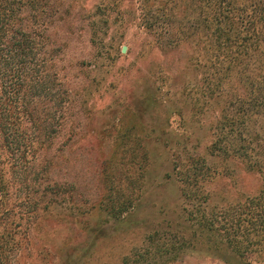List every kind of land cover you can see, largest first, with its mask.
<instances>
[{
	"label": "rangeland",
	"instance_id": "rangeland-1",
	"mask_svg": "<svg viewBox=\"0 0 264 264\" xmlns=\"http://www.w3.org/2000/svg\"><path fill=\"white\" fill-rule=\"evenodd\" d=\"M52 2V13L43 25L44 48L67 100L52 120L53 134L38 139L36 151L26 153L23 180L24 175L10 167L17 150H6L0 138L4 181L10 179L8 173L12 176L8 204L29 237L15 264H52L68 255L77 257L75 264H123L125 255L131 258L144 250L145 237L154 230L161 231L159 240L176 237L173 228L165 227L176 226L184 217L173 171L176 158L205 159L208 169L201 161L194 169L209 174L204 189L212 203L234 202L257 192L259 174L233 147L209 153L214 126H221L218 109L197 110L189 104L206 79L184 49H159L142 24L146 0ZM120 139L124 150L116 148ZM145 148L149 164L140 169ZM33 153H39V161H34ZM111 172L110 182L104 183ZM130 178L135 182L128 188L133 196L141 191L140 197L126 214L109 218L99 203L104 185L124 188ZM36 179L73 184V201L81 213L61 203L48 209L41 206L44 211L39 210L34 223L27 219L31 211L27 196L35 192ZM168 264L225 263L189 253Z\"/></svg>",
	"mask_w": 264,
	"mask_h": 264
},
{
	"label": "trees",
	"instance_id": "trees-1",
	"mask_svg": "<svg viewBox=\"0 0 264 264\" xmlns=\"http://www.w3.org/2000/svg\"><path fill=\"white\" fill-rule=\"evenodd\" d=\"M146 3L142 24L159 49H184L188 61L206 79L203 88L198 86L201 96L190 97L189 104L197 110L200 106L218 109L221 126H214L217 131L207 146L209 153L233 147L245 165L259 174L261 184L257 192L237 201L212 203L204 189L209 174L203 176L194 169L198 161L206 167L205 159L176 158L173 171L184 201V217L176 226H165L173 228L176 237L165 235L159 240L156 236L161 231L156 229L145 237L144 250L132 253L131 258L125 255L122 263L168 264L196 253L225 264H258L264 259V0ZM52 8V0H0V138L6 150H17L10 167L24 175L22 180L26 153L36 151L38 139L53 134L52 120L67 100L44 48L43 25ZM124 147L120 139L116 148ZM148 153L145 148L140 169L149 162ZM32 156L39 161V153ZM4 172L0 168V264H15L29 237L8 204L12 176L8 173L6 182ZM112 174H105L103 182H110ZM134 182L135 178L128 179L124 188L104 185L99 203L109 218L117 219L134 207L141 195L139 191L133 196L128 188ZM72 188L68 182L38 180L35 192L27 196L31 211L25 217L36 222L40 209L61 203L81 213ZM75 258L59 257L52 264H75Z\"/></svg>",
	"mask_w": 264,
	"mask_h": 264
},
{
	"label": "water",
	"instance_id": "water-1",
	"mask_svg": "<svg viewBox=\"0 0 264 264\" xmlns=\"http://www.w3.org/2000/svg\"><path fill=\"white\" fill-rule=\"evenodd\" d=\"M122 51H124V48H122Z\"/></svg>",
	"mask_w": 264,
	"mask_h": 264
}]
</instances>
